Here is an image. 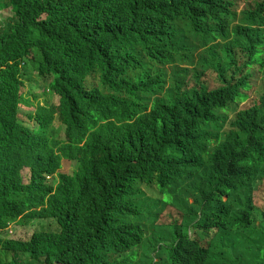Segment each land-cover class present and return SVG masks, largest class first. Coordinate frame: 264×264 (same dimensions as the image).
Instances as JSON below:
<instances>
[{
	"label": "trees",
	"instance_id": "1",
	"mask_svg": "<svg viewBox=\"0 0 264 264\" xmlns=\"http://www.w3.org/2000/svg\"><path fill=\"white\" fill-rule=\"evenodd\" d=\"M253 1L238 24L233 0L0 4L12 14L0 31V264H264V89L229 123L254 74L230 76L231 44L197 56L234 33L257 66L264 0ZM28 62L62 96L58 128L40 108L29 113L36 130L20 119ZM210 67L220 72L215 88ZM93 74L95 94L81 85ZM63 157L78 171L55 188L46 173ZM174 212L181 225L162 221ZM35 219L56 229L2 235L10 221ZM200 227L207 245L192 237Z\"/></svg>",
	"mask_w": 264,
	"mask_h": 264
},
{
	"label": "rangeland",
	"instance_id": "2",
	"mask_svg": "<svg viewBox=\"0 0 264 264\" xmlns=\"http://www.w3.org/2000/svg\"><path fill=\"white\" fill-rule=\"evenodd\" d=\"M8 0H1L0 4L5 5V3ZM241 7L244 6V2L240 1ZM12 14L10 12V8L7 6H4L0 8V26L3 25V21L10 17ZM33 64L32 62H28L24 66V86L22 87L23 92V98H24V104L21 106L22 111L20 114V117L24 124L29 125L30 127H35L36 124L34 121L30 120L28 118V114L30 111H34L38 104H44L46 102L52 103V104H58L59 102V95L50 93L46 91L47 87V81H45L43 78H41L35 70L32 69ZM207 81L211 85L212 88H215L219 86L221 83L218 78V74L214 71L208 72L206 76ZM99 81V78L97 75L93 74L91 77L88 78V84L91 85H97ZM255 85L252 89L250 97L241 103L236 107V109H233L230 111L231 117H234L236 113L244 108L250 107L251 105L257 103L260 101L261 93H262V79L258 78L254 80ZM76 170L75 165H71L69 163H65L62 174H73ZM23 177L24 181L28 182L30 177V172L28 169L23 170ZM260 205L264 209V186L262 187V192L260 195ZM167 217H171L173 222L168 224H173L175 221L179 220V216L176 212L173 214L165 213V215L162 218V221L165 220ZM179 224H181V221H177ZM43 225L47 226V229H56V224L53 221H46L42 223L40 220H34V221H10L7 223L6 230L2 231V235L6 237H13L18 239H30L34 232L39 230H43ZM51 225V227H49ZM194 237L196 235L194 234ZM204 245H207V242H203Z\"/></svg>",
	"mask_w": 264,
	"mask_h": 264
},
{
	"label": "clouds",
	"instance_id": "3",
	"mask_svg": "<svg viewBox=\"0 0 264 264\" xmlns=\"http://www.w3.org/2000/svg\"><path fill=\"white\" fill-rule=\"evenodd\" d=\"M240 1L241 0H233V2H234V6L232 7V9H233V11L235 12V13H237L238 14V20H236L235 21V24H238V23H240L241 22V19H242V17H243V14H244V12H246V11H248V10H253V9H255V7H256V5H255V2L253 1V0H242L243 2H244V6L243 7H241V5H240ZM6 27V22H4L3 23V25L2 26H0V31L2 30V29H4ZM235 37H236V34H234V33H232L231 34V37H229V38H219V40H220V43L223 45V46H228V45H230L231 44V47L233 48V50L235 51V54H233V58L234 59H231L230 60V62H231V64H232V66H231V68H230V70H229V73H230V76L232 77V76H234V77H238V76H240V75H244L245 73H247V74H250V72H252V74H254V76H253V78H252V80L254 81L255 79H258V78H261L262 79V90L264 89V54H263V57L261 58L262 59V61H260V62H258V64H257V66H255V63H254V60L250 57V55L248 54V52L243 48V47H241V46H238L237 44H232L231 42H233V40L235 39ZM213 44H214V42H211L210 44H208V45H206V46H203L202 48H200L199 50H198V52H197V56L198 57H200V54L201 53H203V52H205V51H207L211 46H213ZM207 55L209 56V53H207ZM25 66V65H24ZM24 66H23V69H22V76H23V81H24V76H25V73H24ZM185 66H187L186 64H184V65H182V67H185ZM240 66H241V68H242V70L243 71H240ZM249 67V68H248ZM33 70H35L34 68H32ZM169 73H170V76L172 77V75H173V66H169ZM210 70H208L207 71V74H208V72H210V71H214V72H216L217 74H220V72H219V70H217L215 67H210L209 68ZM255 69L257 70V72H255ZM36 71V70H35ZM37 72V71H36ZM92 76V75H91ZM91 76H89V77H91ZM89 77H86L85 78V80L84 81H86V82H88V78ZM24 84H25V82H24ZM98 84H99V81H98ZM98 84L97 85H93V86H95V87H97L98 89H99V86H98ZM24 86V85H23ZM21 92H22V90H21ZM50 93H55V94H57V95H59V102H58V104H52V103H49V102H46V103H44V104H38V106L36 107V109L37 108H40V109H42V111H43V113H44V117L49 121V123H50V125L51 126H55V127H57L58 128V125H60V116H59V112H58V107L60 106V104H61V99H62V96H61V94L60 93H58L57 91H52V92H50ZM22 96H23V92H22ZM248 99V98H247ZM246 99V100H247ZM23 100H24V98H23ZM246 100H242V101H240L239 103H241V102H243V101H246ZM24 104V103H23ZM22 104V105H23ZM21 105V106H22ZM254 105V104H253ZM252 106V105H251ZM250 106V107H251ZM247 108H249V107H247ZM36 109L34 110V111H30L29 113H34L35 111H36ZM245 109V108H244ZM54 110V112L52 113V111ZM242 110V109H241ZM21 111H22V107H21ZM21 111H20V114H21ZM240 111V110H239ZM238 111V112H239ZM237 112V113H238ZM237 113H236V115H237ZM20 114H19V116H20ZM50 115H53V117L51 118L50 117ZM235 115V116H236ZM235 116L234 117H231V113H230V121H229V123L231 122V120L232 119H234L235 118ZM28 118L30 119V120H32V121H34L35 122V124H36V126L35 127H30L29 125H27L28 127H30V128H32V129H34V130H36L37 129V127H38V123L34 120V119H31L30 117H29V114H28ZM20 119H21V117H20ZM22 120V119H21ZM23 122V121H22ZM24 123V122H23ZM26 125V124H25ZM229 132H231V130L230 131H228L227 133H229ZM57 138L61 141V143L63 144V143H67V141H66V135H65V131L64 130H62V131H60L59 129H58V136H57ZM86 144V141L84 142V144L83 145H85ZM58 154H60L61 152L60 151H58L57 152ZM63 156V155H62ZM69 163V164H71V165H75V163L74 162H72V161H70V160H68V159H65V157H63L62 158V163H63V167H64V165H65V163ZM76 166V165H75ZM63 167H61L60 169H59V171H58V173L57 174H47L46 173V179H45V183L46 184H50V185H54L55 186V188H57L60 184H61V182H62V176L63 175H67V176H73L74 174H75V172L76 171H78V166H76V170H75V172L73 173V174H62V169H63ZM25 169H28L29 170V172H30V177H29V181L28 182H25L24 181V177H23V173H22V176H21V182L23 183V184H28L29 182H31L32 181V176H33V170H32V167H27V168H25ZM23 172V171H22ZM264 186V185H263ZM262 186V187H263ZM261 192H262V188H261ZM170 199H171V197L169 196V195H167ZM224 200L225 201H227L228 200V196H225L224 197ZM261 206V205H260ZM262 208V207H261ZM263 209V208H262ZM264 210V209H263ZM35 220H40V221H42V223H44V222H46V221H55V220H43V219H35ZM182 218L181 217H179V220H177V221H181L182 222ZM34 221V220H33ZM176 222V221H175ZM197 222L198 221H195L194 223H196L197 224ZM179 225H181V224H179ZM178 225V226H179ZM201 228V227H200ZM201 231H202V233L203 234H196L197 232H200V230H198V229H192V237L194 238V239H198V240H200L201 241V243H203V242H205V241H209L208 239H207V232H206V230L204 229V228H201ZM194 234L196 235V237H194ZM205 237H204V236Z\"/></svg>",
	"mask_w": 264,
	"mask_h": 264
},
{
	"label": "bare ground",
	"instance_id": "4",
	"mask_svg": "<svg viewBox=\"0 0 264 264\" xmlns=\"http://www.w3.org/2000/svg\"><path fill=\"white\" fill-rule=\"evenodd\" d=\"M172 34L174 35V37H176V39L180 42V43H185L188 41V39L180 34V33H177V32H172ZM222 44L220 43V40L219 38H215L214 39V44H213V50L217 49L219 46H221ZM108 50V49H107ZM76 84V82H74ZM81 85H83V87H85V89H87V91H89V93H92V94H95L98 92V88L91 85V84H88V82L84 81L83 83H81ZM200 235V234H199Z\"/></svg>",
	"mask_w": 264,
	"mask_h": 264
}]
</instances>
